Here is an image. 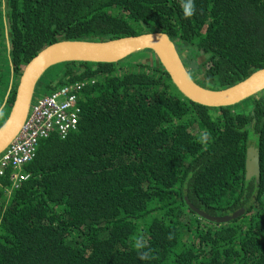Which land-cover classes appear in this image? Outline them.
<instances>
[{"label": "trees", "instance_id": "obj_1", "mask_svg": "<svg viewBox=\"0 0 264 264\" xmlns=\"http://www.w3.org/2000/svg\"><path fill=\"white\" fill-rule=\"evenodd\" d=\"M5 2L15 77L8 108L24 67L63 39L166 33L184 66L203 68V85L216 89L264 68V0H195L191 18L182 0ZM2 3L0 105L10 73ZM154 59L67 64L54 82L43 77L42 95L89 84L77 130L40 140L19 188L10 171L2 180L0 264H264V92L240 108H207L186 99ZM252 143L258 179L245 172ZM244 208L226 224L194 211L223 217Z\"/></svg>", "mask_w": 264, "mask_h": 264}, {"label": "water", "instance_id": "obj_2", "mask_svg": "<svg viewBox=\"0 0 264 264\" xmlns=\"http://www.w3.org/2000/svg\"><path fill=\"white\" fill-rule=\"evenodd\" d=\"M5 55L10 67L8 81L3 84V100L0 105V155L19 137L28 122L35 103L42 94L38 87L52 69L67 64H128L144 63L139 53L157 58L161 68L169 75L176 89L192 103L213 109L240 108L264 92V68L250 74L235 85L223 89L210 88L198 82L195 74L186 68L176 47V41L166 33L148 32L139 36H127L95 41L87 39H63L41 50L23 69L15 88L14 100L8 108V100L15 81L9 40L6 2L2 3ZM155 60V59H154ZM147 64V63H144ZM202 74V80L204 78ZM211 86V85H210ZM258 149L250 147L246 160L247 178H259ZM207 221L226 224L246 213V208L223 217H212L194 209Z\"/></svg>", "mask_w": 264, "mask_h": 264}, {"label": "built area", "instance_id": "obj_3", "mask_svg": "<svg viewBox=\"0 0 264 264\" xmlns=\"http://www.w3.org/2000/svg\"><path fill=\"white\" fill-rule=\"evenodd\" d=\"M88 84L89 80L64 85L37 99L23 131L0 155V186L8 171L11 172L12 190L28 179L27 174H22L23 167L35 157L40 140L52 134L66 138L77 130L81 115L80 95Z\"/></svg>", "mask_w": 264, "mask_h": 264}, {"label": "rangeland", "instance_id": "obj_4", "mask_svg": "<svg viewBox=\"0 0 264 264\" xmlns=\"http://www.w3.org/2000/svg\"><path fill=\"white\" fill-rule=\"evenodd\" d=\"M195 52H198V48L196 47ZM138 58H141L143 59L142 62L144 63H147V64H153L155 61L153 59V57L151 56V54H143V53H139L138 54ZM206 60V57L203 56V55H200L197 57V63L201 64L203 63L204 61ZM130 64H135V63H128V65ZM64 67H56L54 69H52L50 72H48L49 75H51L49 78H46L45 81L48 82V84L51 82V80L54 82V80H57L63 73L64 71ZM78 71H81L82 69L81 68H78L77 69ZM205 72V70L202 68V71L201 72H195V78L197 79L198 82H201L203 84V80H202V74ZM194 75V74H193ZM18 80V79H17ZM19 82V81H17ZM3 116V114H0V117Z\"/></svg>", "mask_w": 264, "mask_h": 264}, {"label": "clouds", "instance_id": "obj_5", "mask_svg": "<svg viewBox=\"0 0 264 264\" xmlns=\"http://www.w3.org/2000/svg\"><path fill=\"white\" fill-rule=\"evenodd\" d=\"M181 8H182L184 16L186 18H191L196 13L195 0H182ZM169 238H171V236ZM136 247L138 249H144L145 244H144L142 238L137 237ZM140 258L142 260H149L151 258L150 257V251H141Z\"/></svg>", "mask_w": 264, "mask_h": 264}, {"label": "flooded vegetation", "instance_id": "obj_6", "mask_svg": "<svg viewBox=\"0 0 264 264\" xmlns=\"http://www.w3.org/2000/svg\"><path fill=\"white\" fill-rule=\"evenodd\" d=\"M250 147H253V148H256L257 149V147L255 146V144L254 143H252L250 146H248V148H247V154H248V149L250 148ZM258 155H259V151H258ZM246 160H247V158H246ZM246 172V171H245ZM246 177H247V175H246ZM255 177V176H254Z\"/></svg>", "mask_w": 264, "mask_h": 264}]
</instances>
